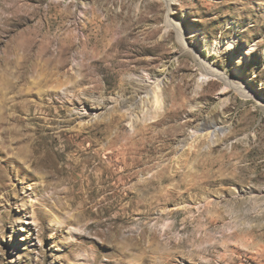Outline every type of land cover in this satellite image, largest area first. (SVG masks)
<instances>
[{
  "label": "rangeland",
  "instance_id": "obj_1",
  "mask_svg": "<svg viewBox=\"0 0 264 264\" xmlns=\"http://www.w3.org/2000/svg\"><path fill=\"white\" fill-rule=\"evenodd\" d=\"M1 104L0 264H264V0H0Z\"/></svg>",
  "mask_w": 264,
  "mask_h": 264
},
{
  "label": "bare ground",
  "instance_id": "obj_2",
  "mask_svg": "<svg viewBox=\"0 0 264 264\" xmlns=\"http://www.w3.org/2000/svg\"><path fill=\"white\" fill-rule=\"evenodd\" d=\"M181 37V34H179ZM181 39V38H180ZM57 60L56 69H62L64 66L61 63L60 60ZM16 61V60H15ZM27 60L18 61V67L16 69L17 73L19 74V81H25L27 79L26 73L30 70V68H27L26 66ZM44 64H41V62H36L34 67L32 68V71H38L41 70L40 68L43 67ZM201 67L203 68L204 75H216V73L213 71V69L205 64L204 62L200 63ZM130 74V73H129ZM133 74V73H131ZM218 75V74H217ZM131 76V75H130ZM129 77V76H128ZM207 77V76H205ZM225 78V77H224ZM85 81L86 78L83 77L82 81ZM136 83L134 84V94L131 97V101L126 104V107L124 109V115L126 118L130 121L131 126H134V124L138 120H151L154 115L162 109V87L160 85V79L158 77H152V79H144L143 77H137L134 79ZM226 81L231 82L228 77H226ZM236 88L241 91L245 96H250L251 93L248 92L247 89H245L243 86H236ZM40 98H38L36 101L30 100L26 102L23 107H25L26 111H29L32 109V107H35L38 105V101H42L44 98V95H40ZM42 97V98H41ZM126 103V102H125ZM2 107V104L0 105V109ZM218 123V122H217ZM204 127L207 129L206 132L202 133L201 135L209 134L210 131H214L215 129L219 128L217 124H206L202 123ZM201 132V131H200ZM194 133V132H192ZM190 138L186 139L188 141ZM34 144V143H33ZM236 214V213H235ZM257 220V219H256ZM259 223V222H258ZM234 224V223H233Z\"/></svg>",
  "mask_w": 264,
  "mask_h": 264
}]
</instances>
